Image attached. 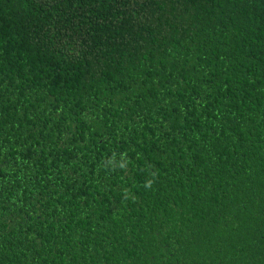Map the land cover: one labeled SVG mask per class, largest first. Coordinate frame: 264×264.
Returning <instances> with one entry per match:
<instances>
[{
  "label": "trees",
  "instance_id": "trees-1",
  "mask_svg": "<svg viewBox=\"0 0 264 264\" xmlns=\"http://www.w3.org/2000/svg\"><path fill=\"white\" fill-rule=\"evenodd\" d=\"M0 264H264V0H0Z\"/></svg>",
  "mask_w": 264,
  "mask_h": 264
}]
</instances>
